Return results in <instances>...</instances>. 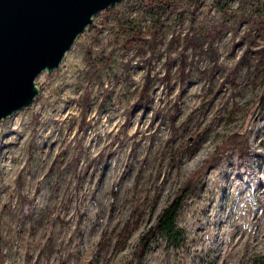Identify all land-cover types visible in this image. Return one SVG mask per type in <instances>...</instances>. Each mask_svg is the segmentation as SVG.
Listing matches in <instances>:
<instances>
[{
	"label": "rangeland",
	"instance_id": "rangeland-1",
	"mask_svg": "<svg viewBox=\"0 0 264 264\" xmlns=\"http://www.w3.org/2000/svg\"><path fill=\"white\" fill-rule=\"evenodd\" d=\"M36 83L0 122V264H137L199 171L185 246L139 264L264 261V0H123Z\"/></svg>",
	"mask_w": 264,
	"mask_h": 264
},
{
	"label": "water",
	"instance_id": "water-1",
	"mask_svg": "<svg viewBox=\"0 0 264 264\" xmlns=\"http://www.w3.org/2000/svg\"><path fill=\"white\" fill-rule=\"evenodd\" d=\"M123 0H0V122L30 107L101 11Z\"/></svg>",
	"mask_w": 264,
	"mask_h": 264
},
{
	"label": "trees",
	"instance_id": "trees-1",
	"mask_svg": "<svg viewBox=\"0 0 264 264\" xmlns=\"http://www.w3.org/2000/svg\"><path fill=\"white\" fill-rule=\"evenodd\" d=\"M241 138H243V136L236 134L232 138L231 142H229L232 144L233 142L241 141ZM230 143L226 146V148L229 147ZM221 161V154H216L212 159H210V161L207 162L204 168L213 167L215 165L217 166L221 163ZM203 179L204 171H199L196 174H193L178 195H176V197L161 211L157 217L155 225L152 226L148 233L141 238L136 260L137 264H139L141 260L140 256L149 245L150 239L156 236H160L168 245H171L176 249H181L185 246L186 232L184 228L178 225L179 214L183 208L187 192L192 188H197L201 183H203ZM259 264H264V261H260Z\"/></svg>",
	"mask_w": 264,
	"mask_h": 264
}]
</instances>
